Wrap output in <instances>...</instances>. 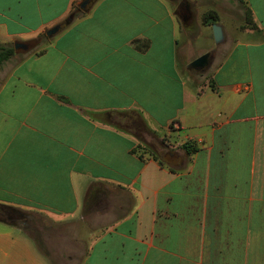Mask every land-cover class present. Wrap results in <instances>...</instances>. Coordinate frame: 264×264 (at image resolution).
Here are the masks:
<instances>
[{
    "label": "crops",
    "instance_id": "0c3cea01",
    "mask_svg": "<svg viewBox=\"0 0 264 264\" xmlns=\"http://www.w3.org/2000/svg\"><path fill=\"white\" fill-rule=\"evenodd\" d=\"M82 2L0 0V43L38 40L0 66V205L89 222L77 264H264V0L200 85L177 0ZM0 222V264H61Z\"/></svg>",
    "mask_w": 264,
    "mask_h": 264
},
{
    "label": "rangeland",
    "instance_id": "374dc122",
    "mask_svg": "<svg viewBox=\"0 0 264 264\" xmlns=\"http://www.w3.org/2000/svg\"><path fill=\"white\" fill-rule=\"evenodd\" d=\"M192 21L183 23V34L181 36L182 47L179 48V71L189 82L193 81L196 84H201L203 77L210 75L213 72V67L205 73L196 72L187 69L188 63L201 56L202 54L213 50L215 54L223 53V46L216 44L213 35V22L204 21V15L208 11H214L227 33L225 43L232 44L235 37L239 34V30L243 26H247L246 11L247 7L239 0H199L195 1ZM167 57L166 65H172V53L163 55ZM165 136V140L169 146H173V138ZM147 140V139H146ZM151 148H156L159 154H163L157 147L156 141L147 140ZM165 142V141H164ZM164 155V154H163ZM28 217V216H27ZM42 217H39V223L29 219V225L24 227L41 245L50 248L51 252H55V256L59 258L60 254L64 255V259L60 260L61 264H77L80 258L84 256L89 248L90 240L95 232V228L86 227L89 222L66 221L60 224H44ZM92 222V221H91ZM14 231L11 226L0 222V232ZM53 252V253H54ZM60 253V254H59ZM75 257L74 260H68V256Z\"/></svg>",
    "mask_w": 264,
    "mask_h": 264
},
{
    "label": "water",
    "instance_id": "95a60500",
    "mask_svg": "<svg viewBox=\"0 0 264 264\" xmlns=\"http://www.w3.org/2000/svg\"><path fill=\"white\" fill-rule=\"evenodd\" d=\"M95 2V0H83V2L80 4L79 8L80 10L87 11L91 7V5ZM176 14L179 16V18L183 22H187L189 18L191 17V10L189 6V1L184 0L180 6H177ZM74 16L71 15L69 18H67L65 21L53 26L52 28L48 29L46 34L49 38L54 37L61 31H63L69 23L72 22ZM213 35L214 40L217 45L223 43L225 41V32L224 28L220 23H214L213 24ZM38 44V40H31V41H15L14 43V49L16 53H27L35 48V46ZM211 57L212 52H206L203 55L197 57L193 61H191L187 65V69L194 70L196 72H205L209 66L211 65Z\"/></svg>",
    "mask_w": 264,
    "mask_h": 264
},
{
    "label": "trees",
    "instance_id": "16d2710c",
    "mask_svg": "<svg viewBox=\"0 0 264 264\" xmlns=\"http://www.w3.org/2000/svg\"><path fill=\"white\" fill-rule=\"evenodd\" d=\"M239 1L243 2V0H239ZM78 14H79L78 11H74V12H72L71 15L77 16ZM246 15H247V17H246L247 26H245V27H253L254 28L255 24L253 22V15H252L251 9L247 8ZM212 19L214 20L213 23L219 22V19H218L217 15L214 13V11L211 10V11H208L207 13H205V15H204V21L205 22H209ZM42 37L45 40L50 39L45 34L42 35ZM15 54H16V51L14 49V46L5 45V44L0 43V66L3 65L5 62L9 61ZM191 145H192L191 141H187L184 143L183 148L190 150V151L191 150L195 151L196 147H192Z\"/></svg>",
    "mask_w": 264,
    "mask_h": 264
},
{
    "label": "flooded vegetation",
    "instance_id": "af4514ba",
    "mask_svg": "<svg viewBox=\"0 0 264 264\" xmlns=\"http://www.w3.org/2000/svg\"><path fill=\"white\" fill-rule=\"evenodd\" d=\"M183 1L184 0H177V6H180ZM189 6L191 10V17L187 22H184L187 24L192 21L194 3L189 1ZM128 126H131V124H129ZM0 219L15 225H19L23 228L29 225V218L27 217V214L25 212L19 211L15 208L5 207L2 205H0Z\"/></svg>",
    "mask_w": 264,
    "mask_h": 264
}]
</instances>
